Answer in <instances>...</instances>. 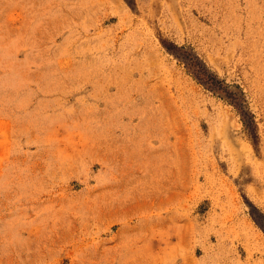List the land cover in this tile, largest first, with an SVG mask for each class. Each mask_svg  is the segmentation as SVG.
<instances>
[{
    "label": "rangeland",
    "instance_id": "obj_1",
    "mask_svg": "<svg viewBox=\"0 0 264 264\" xmlns=\"http://www.w3.org/2000/svg\"><path fill=\"white\" fill-rule=\"evenodd\" d=\"M0 264H264V0H0Z\"/></svg>",
    "mask_w": 264,
    "mask_h": 264
}]
</instances>
